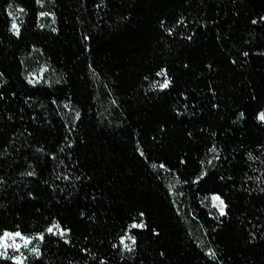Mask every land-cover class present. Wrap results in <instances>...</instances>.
Returning <instances> with one entry per match:
<instances>
[{
    "label": "trees",
    "instance_id": "obj_1",
    "mask_svg": "<svg viewBox=\"0 0 264 264\" xmlns=\"http://www.w3.org/2000/svg\"><path fill=\"white\" fill-rule=\"evenodd\" d=\"M261 17L264 0H0V230H70L26 264H264ZM33 58L53 81L27 80Z\"/></svg>",
    "mask_w": 264,
    "mask_h": 264
},
{
    "label": "snow or ice",
    "instance_id": "obj_2",
    "mask_svg": "<svg viewBox=\"0 0 264 264\" xmlns=\"http://www.w3.org/2000/svg\"><path fill=\"white\" fill-rule=\"evenodd\" d=\"M36 3H42V0H35ZM13 5L11 3L8 4V8H12ZM20 11H23V9L21 8ZM9 16H12L13 13L12 12H8ZM39 15L41 17L45 16V15H51L46 14L44 12H40ZM261 19H264V17H261ZM252 23H256V21H252ZM44 25L41 24L40 27H43ZM11 28L12 30L17 32V35H19L18 32V25L15 22V19H13V22L11 24ZM53 31H55V29H53ZM190 38V37H189ZM245 56L248 55V53H244ZM3 74L0 73V76H2ZM157 75H165L164 70H161L160 73H157ZM170 81L166 78L164 79L163 83H159L158 86L161 89H166L169 85ZM78 115V114H77ZM244 114L241 113L240 116L242 117ZM258 119L262 122H264V111H261L258 115ZM249 158L251 159V154H249ZM153 167H155V165H153ZM27 175H35L34 172H28L26 173ZM213 201H220V214L224 215V211H223V201L220 200V197L218 195H213L212 197ZM144 213H140V216H143ZM131 229H138L143 227L142 223H137L136 221H133L132 224L129 226ZM69 229H64L61 227L60 223L58 221H55V219L53 220V222L46 228L45 232L47 234H49V236H61L63 237L65 235L66 232H69ZM45 232H40V233H36L35 235H25L23 234L21 231L16 230V231H11L9 229H3L0 230V258H5V259H11L13 261H15V264H24V259H26V257L23 256V254L21 253L19 256L17 255H12V256H8V250L11 248L14 250V252H20L21 247L23 246L24 248H28L30 244L33 243L34 240H39L41 242V244L44 242L45 240ZM130 240L131 241V245H129L128 243H125V240ZM121 243L123 244V247L127 250V251H132L133 247L136 244V237L135 235H127L125 236H121L120 237ZM68 241L65 239V243H67ZM30 251L34 254V256L36 258H40L42 256V252L40 251L39 247H33L30 249Z\"/></svg>",
    "mask_w": 264,
    "mask_h": 264
},
{
    "label": "rangeland",
    "instance_id": "obj_3",
    "mask_svg": "<svg viewBox=\"0 0 264 264\" xmlns=\"http://www.w3.org/2000/svg\"><path fill=\"white\" fill-rule=\"evenodd\" d=\"M43 7H45V6H43ZM10 12L13 13V15L11 16L12 20L15 19V22H16V19L18 16V10L16 8H12V9H10ZM42 12L47 14L46 11H42ZM40 23L43 24L44 26L49 25L51 23L50 16L45 15V16L41 17ZM27 68L28 69L26 70V78L32 84L41 83V82H51V81H53V79L55 77L51 72L48 71L46 65L43 64L41 62V60H37L36 58H33L32 60H30L29 67H27ZM25 235H35V234H25ZM127 235H129L128 232H126L123 236L126 237ZM38 243H39V240H34L33 243L29 245L28 248H24L22 246L20 249V252H14V250L10 248L8 250V256H12V255L19 256L22 253L23 256L26 257V259H24V264H26L28 257L34 256V254L30 251V249L33 247H38ZM125 243H128L129 245H131L130 240L126 239ZM120 244H121L122 248H124L123 244L121 243V240H120Z\"/></svg>",
    "mask_w": 264,
    "mask_h": 264
}]
</instances>
